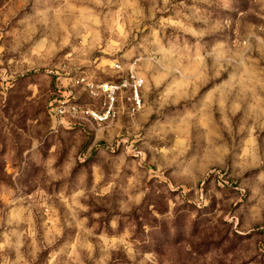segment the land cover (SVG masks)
Masks as SVG:
<instances>
[{
  "label": "rangeland",
  "instance_id": "1",
  "mask_svg": "<svg viewBox=\"0 0 264 264\" xmlns=\"http://www.w3.org/2000/svg\"><path fill=\"white\" fill-rule=\"evenodd\" d=\"M115 59L138 112L48 113ZM0 264H264V0H0Z\"/></svg>",
  "mask_w": 264,
  "mask_h": 264
},
{
  "label": "built area",
  "instance_id": "2",
  "mask_svg": "<svg viewBox=\"0 0 264 264\" xmlns=\"http://www.w3.org/2000/svg\"><path fill=\"white\" fill-rule=\"evenodd\" d=\"M135 62L115 59L114 73L100 80L85 75L70 78V86L49 102L48 113L60 123H84L89 128L103 127L122 112L135 114L144 103V77Z\"/></svg>",
  "mask_w": 264,
  "mask_h": 264
},
{
  "label": "crops",
  "instance_id": "3",
  "mask_svg": "<svg viewBox=\"0 0 264 264\" xmlns=\"http://www.w3.org/2000/svg\"><path fill=\"white\" fill-rule=\"evenodd\" d=\"M123 113V112H122ZM72 122V121H71ZM65 123H70V121H65ZM74 124V123H73ZM81 124H84V123H81ZM86 125V124H85Z\"/></svg>",
  "mask_w": 264,
  "mask_h": 264
}]
</instances>
